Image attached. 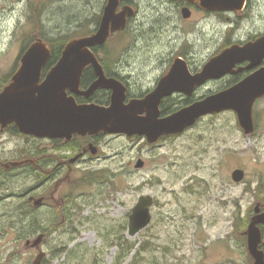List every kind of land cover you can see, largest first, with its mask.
<instances>
[{
  "label": "rangeland",
  "instance_id": "374dc122",
  "mask_svg": "<svg viewBox=\"0 0 264 264\" xmlns=\"http://www.w3.org/2000/svg\"><path fill=\"white\" fill-rule=\"evenodd\" d=\"M100 3L0 0V87L16 72V60L30 40L38 34L54 38L70 31L77 33L79 28L93 29L97 22L92 21L101 13ZM253 3L255 7L246 20L236 17L240 30L236 26L228 28L227 15L206 19L196 12L186 22L171 9L163 15L154 13V26L160 19L165 24L158 37L151 40L150 33L142 31L135 44L133 34L132 39L126 34L121 41L114 35L110 44L123 42L126 58L170 57L184 50L196 57L194 63L200 66L198 58H209L226 41L264 29V0ZM84 24L86 27H82ZM141 27L148 29L146 25ZM136 62L137 66L126 67L133 71L141 68V61ZM253 114L255 130L251 134L244 132L236 112L227 110L201 117L178 136L154 146L131 136L106 137L104 156L90 166L100 171L96 173L100 178L92 173L88 175L91 183L83 180L82 164L72 172L71 188L62 181L56 185L55 179L47 183L48 188L39 189L47 196L37 211L42 227L57 218L56 229L49 232L42 246L47 264H115L118 246L111 243L118 242L123 224L129 239L140 244L150 239L156 244L145 253L144 264H253L245 231L256 205L264 204V98L256 101ZM14 140L3 139L0 147L3 144L9 151L15 147ZM28 140L22 143L23 149L30 146ZM11 157L7 153L3 161ZM139 158L145 161L143 168L135 167ZM236 168L246 172L241 182L232 179ZM24 178L25 185L21 178L11 176L0 182L4 186L0 214L7 211L10 216L4 224L0 217V229L6 225L9 228L6 264H31L38 253L26 248L25 242H16L18 236H30L28 225L12 220L22 203L13 194L36 184L34 178ZM92 179L99 183H92ZM69 193L72 201L64 212L66 204L60 203ZM142 195L154 197L153 218L148 227L131 236L129 216ZM63 212L67 215L61 221ZM122 264H131V258Z\"/></svg>",
  "mask_w": 264,
  "mask_h": 264
},
{
  "label": "water",
  "instance_id": "95a60500",
  "mask_svg": "<svg viewBox=\"0 0 264 264\" xmlns=\"http://www.w3.org/2000/svg\"><path fill=\"white\" fill-rule=\"evenodd\" d=\"M120 1H108L97 32L72 39L67 43L60 61L49 71L43 82L41 74L51 58V50L42 39H37L30 45L23 55L21 67L13 75L11 82L0 91V123L3 127L15 122L20 131L26 134L67 139H72L74 134L85 136L100 131L128 136L139 134L146 136L149 143H155L164 135L182 133L194 126L201 117L232 110L236 112L244 132L246 134L254 132V105L258 99L264 97V68L236 85L184 107L166 118H158V104L173 89L186 91L189 84L201 85L209 79H220L232 73L238 63L250 60L251 66L258 65L264 58V37L246 45H233L224 49L207 62L200 73L192 77L188 73L186 63L179 59L160 87L143 103L126 104L125 88L116 79L105 75L91 51L93 46L105 43L111 33L123 29L127 16L133 15L131 8L116 12ZM186 1L199 2L202 8L209 11L241 10L246 2V0ZM183 11L185 17H188L189 8L185 7ZM89 64L95 67L99 79L88 91L82 93L89 96L99 87L112 89L111 105H78L74 97L67 96V88L79 92L83 69ZM146 103L153 111H148L145 117H139L140 106ZM144 165V160L138 159L135 167L143 168ZM245 176L246 172L242 168H236L232 172L234 182L243 181ZM154 202L151 195L140 196L129 216L131 236L149 226L153 217L151 207ZM260 211L261 205L258 203L255 215L245 231L253 264H264V250L261 248L264 211ZM42 240L43 235L39 236L33 245L40 247ZM45 256V251L40 249L32 264H42Z\"/></svg>",
  "mask_w": 264,
  "mask_h": 264
},
{
  "label": "flooded vegetation",
  "instance_id": "af4514ba",
  "mask_svg": "<svg viewBox=\"0 0 264 264\" xmlns=\"http://www.w3.org/2000/svg\"><path fill=\"white\" fill-rule=\"evenodd\" d=\"M108 1L109 0H101V13H99L94 19V21H92V23H97L95 27L91 29L92 32L85 36L93 35L99 29ZM29 5L31 6V4ZM185 7L189 8L190 10L188 17H185L184 15L185 13L183 9ZM254 7L255 5L253 3V0H246L245 5L241 10L229 11H209L202 8L199 2H188L186 0H121L119 2V6L116 12L120 13L125 8H131L133 15L127 16L126 26L123 29L111 33L105 43L93 46L91 48V51L94 53L97 58V61L102 66L105 75L108 78L116 79L125 88V103H143V101H145L148 96H150L160 87L162 81L170 73L172 66L177 61H179V59H182V61L186 63L189 75L191 77L195 76L203 70V67L207 62H209L213 57L217 56L224 49L233 45H246L249 42H255L259 38L264 37V29L262 31L253 33L250 31L251 33H248V36L245 38H232L226 41L223 48H221L220 51H215L209 58L202 60L198 58L200 66H197V64L194 63V59L196 57L190 56L184 50L179 51L177 55L170 57L150 56L147 58H126L123 56V50L125 49L122 44L123 42L121 43L119 41H114L113 44H110V39L114 35H117L118 39L120 40V38L125 36L126 34H128V38L132 39L133 34L134 39H136V41H134L133 43L138 44L137 41L141 38L138 37V33L142 31H147L150 33L149 37L152 40L153 36L158 37V33L163 32L165 28V24L163 21H161V19L157 22L158 25L154 26V13H156V16L159 14L163 15L165 11H169L171 9L176 10V12L179 13V16L186 22L192 20L196 12L203 13L206 19H213V17L216 18L218 15H227L225 17V22L228 23V28H235L236 26L240 30V26L238 25L239 22L236 20V17L240 18L242 21L246 20L247 17L250 16V12L253 11ZM143 25H146L148 29L141 27ZM82 27H86L85 24ZM39 37L40 36L38 34V36H36V38L34 39H38ZM34 41L26 45L22 51V55L18 56L16 60V72L21 67L24 53L28 50V48ZM44 41L47 43L49 49L51 50V58L42 70L41 82L46 79L49 71L60 61L63 54V50L67 45V43L63 44V48L59 51L60 56L54 58L52 46L46 40ZM129 59H132L134 62L130 61ZM51 61L53 62L51 63ZM136 61H141V68H135V70L133 71L132 69L126 67V65L137 66L136 64L138 63ZM251 64L252 62L250 60L238 63L233 68L232 73H229L220 79H209L201 85L189 84L186 91L181 89H173V91L169 95L164 96L160 100L158 104V118H166L172 115L173 113L179 111L180 109H183L184 107H187L210 95L216 94L220 91H223L227 88L236 85L237 83L252 75L256 71L260 70L261 68H264V58L258 65L251 66ZM136 73L137 76L135 75ZM13 75L10 77L8 83H6L5 85L11 82ZM8 76H10V74ZM98 79L99 76L96 73L95 67L91 64L87 65L86 67H84L80 79V85L78 88L79 92H75L71 88H67V96L74 97L78 105H111L113 94L112 89L106 87H99L89 96H86L82 93L88 91L89 88ZM218 82L221 83L220 86L218 85ZM148 111L153 110L149 108V105L147 103L141 104L138 116L145 117L147 116ZM123 135L128 136L125 134L106 133L104 131H100L99 133L87 134L85 136L74 134L72 139L39 137L36 135L21 132L15 122L9 123L6 127H3V125L0 123V144L3 139H15V147L11 148L9 151L5 149L3 144L2 147L4 148L0 147V182H4L2 181L3 178L11 176L12 178H21L22 182H24L23 184L25 185V181L27 178H24V176L28 175L29 177L34 178L33 180L36 183L35 185L25 186L24 188L29 189H24L20 191L21 193L17 194L16 192L13 194L15 199L21 201L22 203L18 206V209L16 210V216L13 217L12 220L16 221L17 224L22 223L24 224V226L28 225L29 228L27 231L30 235L29 237L18 236L16 242L19 245L21 244V242H25L26 248H29L30 250H33L36 253H39L40 249H42L45 239H47L49 232H52L56 229L54 221L57 218L53 217V220L50 222V225L43 227L44 231H42V222L38 217L37 211L40 210L41 207L44 205L47 196L44 195L43 192H39V189L48 188L46 187L47 183L55 179H58L56 185H58L62 181L67 183V188H71V181L69 179L72 178V172L75 168L80 167L82 164L84 165V167L82 168V171H84L83 180L88 181L91 178L88 177L89 174H99L100 171L97 170L96 167L91 169L90 166H92L91 164H93V162H96L98 159L104 156L106 151L105 138L108 136L119 138ZM176 136H178V134L164 135L158 140V142L155 143H149L147 137L144 135L136 134L131 137H135L139 140H144V142H146L148 145L150 144L151 146H154L155 144L162 143L164 142V140ZM27 138L30 139V141L28 140V145L30 144V146L23 149L22 143H26ZM7 153L12 154L13 157L11 158L13 159L3 161L5 160V157H7ZM116 154L119 155L118 152H116ZM75 158L78 159L74 161ZM97 176L99 177L100 175ZM94 180L95 179H92V183H99L98 181ZM3 187L4 186L0 185V191H2V193L0 194V207L1 204L4 203ZM71 193L67 194L63 198L62 203H60V206L66 204L64 212L67 211V206H69L68 202L72 201L73 195ZM38 201L40 202L37 203ZM56 204L57 205H55V208H58L59 201H56ZM263 211L264 209L261 205L260 212ZM64 212L62 214L63 217L61 221H64V219H66L67 213ZM0 217L2 218L1 221L3 224L7 221H10V216L7 211H2ZM33 225L34 232L32 233L31 230ZM24 228L27 229L26 227ZM8 233L9 228L7 227V225L1 227L0 264H6V261L8 260L7 252L10 243V240L6 239ZM42 235L43 240L40 244V247L34 246L33 242L39 236Z\"/></svg>",
  "mask_w": 264,
  "mask_h": 264
},
{
  "label": "trees",
  "instance_id": "16d2710c",
  "mask_svg": "<svg viewBox=\"0 0 264 264\" xmlns=\"http://www.w3.org/2000/svg\"><path fill=\"white\" fill-rule=\"evenodd\" d=\"M79 29L77 32V33H79L78 35H77V33H72L70 31L69 33H65V34L61 33V34L55 36L54 38H47L46 36H43L42 34H40L39 38H42L43 40H46L48 43H50V45L53 48V57L57 58L60 56L59 51L63 48V46H62L63 44L68 43L69 41H71L74 38L82 37V36L88 35L89 33L92 32L91 30L89 31V30H83L81 28H79ZM34 40L35 39H32L30 41H34ZM52 62L53 61H51V63ZM7 80H9V79H7ZM7 80H3V82L7 81ZM6 83H8V81ZM5 86L6 85H3L2 87H0V91ZM100 177L101 176H99V178ZM105 179H107V176L105 177ZM89 183H91L90 180H89ZM262 207L264 209V204L262 205ZM122 226H123V229L121 230L120 236L118 237V239H119L118 242L114 241L111 243L112 246H114V245L118 246V252L116 255L115 264H122L123 262H125L129 258H131V264H144L142 262L146 259L145 253L147 252V250H151L152 248H155L156 244L153 243L150 239H146L144 241V243H141V244L138 241L129 239L128 236L126 235V231L128 229L127 226L125 224H123ZM31 231H32V233L34 232V225L32 226ZM262 232L264 235V226H262ZM263 245L261 246V248L264 250ZM43 264H47L46 258L43 261Z\"/></svg>",
  "mask_w": 264,
  "mask_h": 264
}]
</instances>
